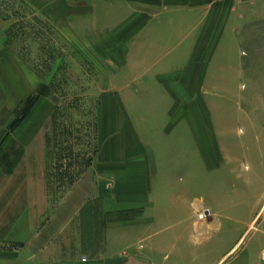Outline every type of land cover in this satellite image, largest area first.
I'll return each mask as SVG.
<instances>
[{"label": "rangeland", "instance_id": "obj_1", "mask_svg": "<svg viewBox=\"0 0 264 264\" xmlns=\"http://www.w3.org/2000/svg\"><path fill=\"white\" fill-rule=\"evenodd\" d=\"M138 9L123 0H0V43L9 48L0 78L9 76L6 53L35 84L5 129L20 127L37 103L35 174L55 204L91 172L108 115L120 134L131 124L138 132L141 117L166 108L159 95H177L181 117H194L195 145L165 148L172 160L156 169L173 162L170 180L158 182L167 192L158 241L173 260L162 264H264V49L156 41L140 49L156 25Z\"/></svg>", "mask_w": 264, "mask_h": 264}, {"label": "crops", "instance_id": "obj_2", "mask_svg": "<svg viewBox=\"0 0 264 264\" xmlns=\"http://www.w3.org/2000/svg\"><path fill=\"white\" fill-rule=\"evenodd\" d=\"M123 5H137L155 22L140 49L151 41L160 49H264V0H123ZM1 49L9 48L0 43ZM1 57L9 76L0 78V264L173 261L170 250L161 253L158 241L159 199L167 193L158 182L170 176L173 162L162 175L156 169L172 160L165 148L195 145L194 117H181L179 97L159 95L157 101L166 108L141 117L138 132L131 124L121 135L115 117L108 115L91 172L53 204L45 181L35 174L41 144L31 123L37 103L20 127L5 129L18 103L34 94L33 76L22 66L19 77L18 59L6 53ZM167 213L172 218L173 210Z\"/></svg>", "mask_w": 264, "mask_h": 264}, {"label": "trees", "instance_id": "obj_3", "mask_svg": "<svg viewBox=\"0 0 264 264\" xmlns=\"http://www.w3.org/2000/svg\"><path fill=\"white\" fill-rule=\"evenodd\" d=\"M14 128H15V127H14ZM14 128H11V129H14ZM11 129H10V130H11Z\"/></svg>", "mask_w": 264, "mask_h": 264}]
</instances>
